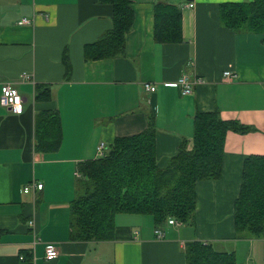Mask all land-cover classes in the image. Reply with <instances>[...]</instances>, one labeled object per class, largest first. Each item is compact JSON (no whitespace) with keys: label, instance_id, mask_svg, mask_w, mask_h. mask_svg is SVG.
<instances>
[{"label":"crops","instance_id":"1","mask_svg":"<svg viewBox=\"0 0 264 264\" xmlns=\"http://www.w3.org/2000/svg\"><path fill=\"white\" fill-rule=\"evenodd\" d=\"M156 1L131 0L134 20L124 56L84 61V44L111 26L109 4L0 0V88L8 82L23 98L20 114L0 104V264H186L189 241L235 256L236 243L256 249V241L264 242V235L236 238L233 220L243 160L264 155V33L232 30L220 21L221 2L248 0H165L181 9L182 41L156 43ZM22 19L28 22L19 24ZM225 70L233 76L224 77ZM183 74L203 82L182 95L174 81ZM38 83L50 87L49 101L34 99ZM46 108L59 113L62 142L54 152H35V113ZM214 109L252 130L226 133L222 173L196 182L189 223H165L159 226L163 237L156 238L152 216L118 213L112 239L71 238L77 164L96 158L99 142L108 146L115 137L137 134L153 115L156 160L163 167L182 139L191 146L195 111ZM34 181L42 188L25 193ZM46 243L58 251L52 260L45 258Z\"/></svg>","mask_w":264,"mask_h":264},{"label":"trees","instance_id":"2","mask_svg":"<svg viewBox=\"0 0 264 264\" xmlns=\"http://www.w3.org/2000/svg\"><path fill=\"white\" fill-rule=\"evenodd\" d=\"M111 7V26L96 40L83 46L84 61L124 56L125 40L133 26L131 0H98ZM221 23L232 30L264 33V0L225 1L219 4ZM154 41H182L179 6L157 0L153 6ZM66 76L71 67L64 52ZM36 101L51 99L50 87L36 84ZM192 144L182 139L165 166L156 160L154 116L141 132L115 137L101 157L77 164L78 193L70 202V235L73 240L104 241L114 236L118 213L147 214L156 227L174 218L189 223L196 208L195 184L216 179L222 173L225 136L228 131L246 133L252 127L238 120H224L219 111H195ZM62 142V127L56 109L35 113L34 151L54 152ZM235 237L256 239L264 235V155L244 158L241 185L234 201ZM186 264H236L233 251L216 250L209 242L189 241Z\"/></svg>","mask_w":264,"mask_h":264},{"label":"built area","instance_id":"3","mask_svg":"<svg viewBox=\"0 0 264 264\" xmlns=\"http://www.w3.org/2000/svg\"><path fill=\"white\" fill-rule=\"evenodd\" d=\"M188 6H193V3H188ZM28 22L26 19H22L19 21V24ZM224 77L231 78L233 74L229 70H225L223 72ZM200 82H203V79L200 77H196L194 79H190L186 74L181 75L176 81H174V85L180 89V92L182 95H186L191 93L192 86L194 84H199ZM146 90L154 91L155 86L152 84H145ZM22 102L23 98L18 93L16 88H14L10 83L5 82L1 85L0 88V104L4 107L9 108L12 110L15 114H20L22 112ZM107 150L106 144L104 142H100L97 146V157H101L105 154ZM42 188V183L39 182H31L28 185L24 187V192L27 193L33 189L40 190ZM167 225H173V226H180L181 222L174 218H168L166 220ZM29 226H33L34 222L33 220L28 221ZM155 237L161 238L163 237L164 233L162 232V229L160 227H156L154 230ZM39 239L37 237H34L32 244L34 245L36 241ZM45 249V258L48 260L54 259L58 255V251L54 244L46 243L44 246ZM20 258L22 256L20 255Z\"/></svg>","mask_w":264,"mask_h":264},{"label":"rangeland","instance_id":"4","mask_svg":"<svg viewBox=\"0 0 264 264\" xmlns=\"http://www.w3.org/2000/svg\"><path fill=\"white\" fill-rule=\"evenodd\" d=\"M106 147L108 150V146ZM96 154H97V150H96ZM149 216H145V217H149ZM181 228H183V226ZM247 243L248 242L236 243L237 244L236 264H239V262L240 264H264V242L256 241L254 243L256 249L251 248L250 245Z\"/></svg>","mask_w":264,"mask_h":264}]
</instances>
